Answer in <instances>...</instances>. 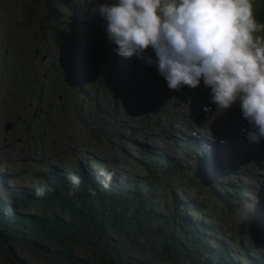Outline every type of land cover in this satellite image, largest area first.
<instances>
[{"label": "rangeland", "instance_id": "1", "mask_svg": "<svg viewBox=\"0 0 264 264\" xmlns=\"http://www.w3.org/2000/svg\"><path fill=\"white\" fill-rule=\"evenodd\" d=\"M262 3L261 11L264 13V0ZM87 4L85 9L93 12V4L89 0ZM51 7L60 8L63 13L57 17L50 11ZM68 11V0H0V173L9 179L3 183L4 187H0V202L2 199L7 204L6 197L14 189L11 196L25 198L28 205V210L25 206L23 212L32 213L28 216L30 218L40 216L45 227L50 220L48 212L46 218L44 213L36 210L44 200L34 194L35 186L46 182L53 190L58 189L53 184L74 187L68 181L67 173L77 174L80 171L77 170L79 164L75 158L77 152L83 150L88 155L92 148L96 154L90 155L96 157L106 150L105 133L109 130L107 128L112 122V116L113 120H116L114 116L119 117L116 121L124 126L126 123L127 128L145 131L150 137L149 143H164V155L172 152L167 143L174 146L185 133L194 138V135L200 134L201 139L210 138L212 142H221L229 137L232 142L231 152L234 151L235 154H228L227 161L201 159L205 156L204 144L195 140L182 153L183 164L187 167L189 162H193V158L200 159L199 167L207 180L205 184H211L217 191H221L217 184L223 188L222 184L228 183V186L235 188L230 193L239 198L244 194L243 191L247 192L246 182L254 186L257 185V178L264 180V156L257 158L261 153L264 155V143H240L239 139L246 135L248 125L240 120L237 106L225 112H218L214 106H210V110L205 111L208 90L203 85L194 88L195 90L187 86L179 91L170 90L153 67L146 65L149 70L142 69L144 62L135 56L123 57L115 53L114 45L106 39L105 22L101 17L99 20L91 19L86 25L87 44L82 38H72ZM257 21L264 22V19ZM257 35L264 40V29ZM70 46L74 50L78 46L81 49L77 58L78 76L71 69ZM77 77L81 78L82 87L72 83ZM90 87L94 91H90ZM188 128L195 133L188 132ZM116 131L119 133L120 129ZM137 135L128 136L138 140L142 138ZM216 147L217 150H222H216L217 152H224L223 147ZM239 154L251 158L242 161ZM169 155L173 157V154ZM166 160L169 162L167 158ZM80 164L84 167L83 163ZM107 171L102 169V172ZM109 171L119 170L111 167ZM48 172L58 174V178L46 181L44 174L47 176ZM185 185L192 191L197 190L198 186L200 191L197 190V193L203 195L204 183L201 181L188 179ZM259 190L263 198L252 194L255 203L250 205L260 210V207L264 208V188ZM75 193L77 191L74 190L72 194ZM106 194L104 191L103 195ZM212 195L214 194L210 193L207 197L214 203L217 199ZM172 197L174 194L162 199L158 206L163 205L164 209L167 206L173 207ZM11 202L9 200L7 204L11 210L5 211L8 221L0 222V231L7 230L9 233H5L4 238L0 237V264H71L73 258L80 262L92 258V251L82 247L59 249L60 257L55 259V255L59 254L51 252L56 249L53 244L50 245V250L42 249L36 243L21 244V234L12 233L11 226L22 222L16 217L18 211L12 208ZM158 206L154 207L156 211L160 210ZM259 210H253L259 213L253 212L250 215L244 212V215L232 213L231 217L218 211L217 217L224 222H231L236 218L237 222L233 221L236 225L235 232L244 229L248 236L244 231L237 234V237L226 232L225 237L221 236L228 248L222 251V261L217 259L218 261L212 262V252L209 251V263L200 264H264L259 261V258H264V214ZM55 216L57 221L64 217L60 213ZM190 216L192 220L198 219L192 214ZM255 222L260 229L255 227ZM19 226L25 231L26 225ZM56 228L54 226L49 230L52 232L50 235H59ZM149 235L151 240L146 235L139 238L143 242L137 244L141 249L136 252L139 256L151 255L155 251L152 247L163 248L165 242L162 232L150 231ZM44 243L43 245H47ZM120 244L121 241L118 246ZM132 258L130 259L133 260ZM141 262L148 263L147 259H142Z\"/></svg>", "mask_w": 264, "mask_h": 264}, {"label": "trees", "instance_id": "2", "mask_svg": "<svg viewBox=\"0 0 264 264\" xmlns=\"http://www.w3.org/2000/svg\"><path fill=\"white\" fill-rule=\"evenodd\" d=\"M87 5V0H68L72 38H82L85 44H87L88 29L86 25L91 19H100L99 14L85 9ZM254 9L257 20L264 19V13L261 11L263 9L262 0H254ZM50 11L57 17L63 13L60 8L51 7ZM258 23L263 25L262 22ZM70 51L72 54L71 69L78 76L77 58L81 54V49L78 46L77 50H74L70 46ZM141 68L149 70L144 63ZM72 83L82 87L79 77L73 79ZM89 89L94 91L93 87ZM111 118L112 122L107 128L109 130L105 133L106 150L96 157H92L91 152H88L87 159L80 156L84 153L76 156L79 164L77 170H80L77 174L81 177L80 185L74 189L77 193L69 194V190L74 188L70 185L66 188L53 184L58 189L42 197L44 201L40 202L41 205L36 210L44 213L46 218V212H48L50 222L45 227L43 226L44 220L40 216L34 215V218H30L28 216L32 213L23 212L25 206L28 210L25 198L18 199L11 196L14 192V189H11V195L6 197L7 204L9 200L12 201L10 203L12 208L18 211L16 217L22 222L11 226L12 233H20L21 244L24 245L36 243L38 247L50 250V245L53 244L52 246L56 249L51 252L59 254L55 255V259L60 257L59 249L72 250L82 247V249L92 251V258H86L83 262L73 258L71 264H144L141 262L142 259H147V264H200L208 262L207 252L209 251L212 252L210 257L213 259L212 262L218 261L217 259L222 261L220 257L224 256L222 251L228 248L221 236L225 237L226 232H231L234 237H237V234L244 229L235 232L236 225L233 221L237 222V219L233 218L231 222H224L217 217L218 211L223 212L227 217H231L232 213L244 215L243 212L250 215L247 209L237 205L236 201L239 198L230 193L235 188L228 186V183L222 184L223 188L217 184L221 187V191H217L211 184H205L207 180L203 170L199 167L200 159L192 157L193 162H189V167L183 164L182 153L185 148L194 143L192 137L184 136L174 146L167 143L172 152L164 155L162 147L164 143L157 145L154 142L145 143L143 140L124 137L122 132L131 133V135L139 134L137 136H142V139L147 138L145 131L127 128L126 123L124 126L116 122L119 117L114 116L116 120H113V116ZM118 128L119 133L116 131ZM113 132L118 137H114ZM127 141L132 143L131 150L135 152L133 156L127 154L125 148ZM169 154H173V157L171 158ZM222 160L227 161L224 157L219 158V161ZM80 163H83L84 167H81ZM110 164L113 165L114 170L119 171H111L114 173L113 178L105 183L103 175L105 172H102V168H111ZM0 175V187H4L3 183L9 179H6L7 177L2 173ZM45 175L46 181L58 178V174L53 175L48 172L47 176ZM12 178L15 180L14 177ZM188 179L204 183L203 195L197 193L199 190L197 185V190L194 191L185 185ZM245 188L257 194V188L247 186ZM104 191L106 195H103ZM210 193H213L212 196L218 201L210 202L207 197ZM173 194V207L167 206L164 209L163 205L158 206L162 199L170 198ZM261 198H263L262 195ZM7 204H4L1 199L0 222H7L9 219L5 211L9 212L11 208ZM157 206L160 207L158 211L154 208ZM260 210L264 214V208L260 207ZM56 213L64 217L57 221ZM190 214L198 219L192 220ZM206 219L211 222L209 223ZM20 224L26 225L25 231L19 226ZM175 224L181 227L177 226L176 229ZM254 225L260 229L257 222ZM54 226L60 232L56 237L50 235L52 232H49ZM150 231L162 232L165 242L163 248L152 247L155 251L151 255L139 256L136 253L140 249L137 244L138 242L143 244L139 238L141 235H146L151 240ZM5 233L9 234L7 230L0 231V237L4 238ZM244 233L248 236L246 230ZM119 241L121 244L118 246ZM43 242L47 245H43ZM143 249H146V246H143ZM259 261L264 262V258H259Z\"/></svg>", "mask_w": 264, "mask_h": 264}, {"label": "clouds", "instance_id": "3", "mask_svg": "<svg viewBox=\"0 0 264 264\" xmlns=\"http://www.w3.org/2000/svg\"><path fill=\"white\" fill-rule=\"evenodd\" d=\"M105 22L106 39L117 55L135 56L153 67L170 90H208L218 112L237 106L248 125L246 139L264 143V40L254 0H89ZM105 183L114 173H103ZM71 185L81 177L68 172ZM42 182L34 194L45 197ZM73 189L69 190L72 194Z\"/></svg>", "mask_w": 264, "mask_h": 264}, {"label": "bare ground", "instance_id": "4", "mask_svg": "<svg viewBox=\"0 0 264 264\" xmlns=\"http://www.w3.org/2000/svg\"><path fill=\"white\" fill-rule=\"evenodd\" d=\"M121 83H122V82H121ZM184 88H185V87H184ZM187 88H189V87H187ZM191 89H192V88H191ZM127 90H128V89H127ZM194 90H195V89H194ZM196 91H197V90H196ZM201 91H202V90H201ZM206 91H207V90H206ZM206 91H205V92H206ZM127 92H128V91H127ZM199 93H200V92H199ZM205 95H207V94H205ZM203 96H204V95H203ZM201 97H202V96H201ZM202 99H203V98H202ZM206 99H207V98H206ZM205 102H206V101H205ZM207 103H208V102H207ZM217 114H218V113H217ZM217 114H216V115H217ZM219 115H220V114H219ZM229 115H230V114H229ZM232 115H233V113H232ZM136 116H137V115H136ZM226 117H228V116H226ZM231 117H233V116H231ZM133 118H134V117H133ZM133 118H132V119H133ZM136 118H137V117H136ZM183 118H184V117H183ZM235 119H236V118H235ZM140 120H141V119H140ZM240 120H241V118H240ZM174 121H175V120H174ZM186 121H187V120H186ZM116 122H117V121H116ZM116 122H115V123H116ZM131 122H132V121H131ZM113 123H114V122H113ZM113 123H112V124H113ZM173 123H174V122H173ZM121 126H122V125H121ZM164 126H165V125H164ZM138 127H139V126H138ZM130 134H131V133H130ZM168 134H169V132H168ZM138 135H139V134H138ZM171 136H172V135H171ZM124 137H125V136H124ZM137 137H138V136H137ZM133 138H134V137H133ZM174 138H175V137H174ZM170 139H171V138H170ZM122 146H123V145H122ZM163 148H164V147H163ZM165 149H166V148H165ZM111 152H112V151H111ZM150 154H151V153H150ZM257 155H258V154H257ZM136 157H137V156H136ZM59 161H60V160H59ZM70 162H71V161H70ZM261 162H263V161H261ZM71 164H72V163H71ZM63 165H65V164H63ZM63 165H62V166H63ZM38 170H39V169H38ZM28 174H29V173H28ZM28 174H27V175H28ZM259 175H260V174H259ZM0 176H1V175H0ZM28 178H29V177H28ZM230 180H231V179H230ZM239 182H240V181H239ZM241 184H242V183H241ZM238 185H239V184H238ZM250 195H251V194H250Z\"/></svg>", "mask_w": 264, "mask_h": 264}]
</instances>
